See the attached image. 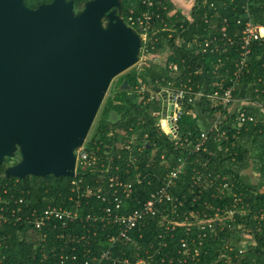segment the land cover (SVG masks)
I'll return each mask as SVG.
<instances>
[{
	"label": "trees",
	"instance_id": "16d2710c",
	"mask_svg": "<svg viewBox=\"0 0 264 264\" xmlns=\"http://www.w3.org/2000/svg\"><path fill=\"white\" fill-rule=\"evenodd\" d=\"M23 1L29 8H36L37 5L52 0ZM72 1L74 11L78 12L88 0ZM153 1V9L159 17L153 21L145 44L149 52L157 53L161 51L165 41L170 53L162 63L149 61L141 69L137 66L129 69L118 80L114 92L102 101L91 138L84 146L87 152L98 157L97 169H79L75 177L48 174L44 177L26 175L24 178H17L5 176L4 170L9 163L20 159L19 153H16L17 159L5 157L0 163V211L3 215L10 216L11 211L15 210V217L22 216L19 221L15 217L11 219V216L9 222L0 220V264H50L52 259H43L33 248L38 233L24 222L25 217L35 219L48 203L72 207L73 201L68 199L70 196L77 198L75 183L80 184L82 191L86 184L93 185L96 181L105 185L106 178L111 174L121 180L133 181V194L123 202L124 211H130L140 207L163 183L170 169L180 165L177 161L180 156H187L186 162L182 164V171L177 174L170 190L183 201L181 213L184 207H202L205 202L214 207L230 206L233 202L229 193L217 198L213 195L215 188L193 185L192 175L196 169L213 171L225 177L240 196L237 205L243 206L245 210L242 214L234 215L233 222L240 226L238 231L226 229L216 237H207L203 241L200 248L206 250L207 254L201 261L223 264L216 261L217 250L222 248L223 240L230 238L237 249L240 242L245 240L241 234L249 233L254 244L246 245L239 258L233 257L232 264H264V131H259L258 122V126L249 125L248 131H242L238 139L231 138L235 108L239 105V101L235 100L247 97L254 100L256 96L264 98V40L251 44L247 67L233 92L234 100L224 107L208 97V94L217 89L216 75L220 74V78H224L225 85L229 83L234 69L233 59L238 55L237 38L244 20L250 17L254 22L264 23V0H194L188 17L181 11H172L174 7L169 0ZM210 3L214 5V15H210ZM121 7L124 22L131 11L134 15H139L146 9L143 0H121ZM237 19H240V24L236 23ZM222 25H226V37L235 41L233 45L227 44V53L221 55L222 66L215 71L214 65L220 53L211 50L201 52L193 44L188 47L187 43L192 39L203 40L212 33H220ZM164 26L165 29L162 30ZM218 45L221 46L220 43ZM169 63L177 64V74L168 69ZM188 79L192 89L202 92V95L193 102H183V113L177 122L179 140L187 138L194 143L203 130L209 129L215 120V114L220 115L218 126L229 130L227 140L215 139L213 133H209L204 143L205 149L189 155L187 149L173 145L168 137L160 133L155 127L153 116V113L161 110L160 96L155 93L158 86L167 81L178 86ZM123 81L127 85L125 88H121ZM251 106V102H245L246 109L255 111ZM144 141H148V144L138 150V143ZM127 145L129 148H126ZM162 154L165 160L161 159ZM199 160L206 163L205 166H201ZM253 168L258 174L253 173ZM137 178L140 179L139 183L135 182ZM102 204L100 200L89 196L81 199L79 210L80 213L92 212ZM164 205L170 206V203ZM155 224V220L149 219L148 224L142 228V237L137 239L140 245L138 252L145 256L146 252L158 249L160 255L156 256L155 261L161 264V258L174 253L179 248L180 239L187 237L183 227L179 226L173 232L165 233L166 244L161 246V239L158 237L162 231ZM101 238L103 235L99 239ZM126 252L131 255V245L126 247Z\"/></svg>",
	"mask_w": 264,
	"mask_h": 264
},
{
	"label": "built area",
	"instance_id": "2783aa9c",
	"mask_svg": "<svg viewBox=\"0 0 264 264\" xmlns=\"http://www.w3.org/2000/svg\"><path fill=\"white\" fill-rule=\"evenodd\" d=\"M143 3L146 9L139 15H134L131 11L125 22L141 38L140 54L136 63L138 69L143 68L150 61L151 55L158 54V52H149L145 43L148 31L159 15L153 9V0H143ZM209 8L212 11L210 15H214L215 8L212 3L209 4ZM236 23L240 24V19H237ZM225 29L226 25H222L220 33H212L210 37L203 40L192 39L187 43L188 47L194 45L201 52L206 50L219 52L220 56L214 65L215 71L222 66L221 55L227 53V44L233 45L235 41L226 37ZM237 40L239 42L238 55L235 60L233 59L234 69L229 83L225 85L224 78H220V74L216 75L218 77L215 82L217 89L208 94L211 100L224 107L234 100L233 92L247 67L251 44L255 41L264 40V23L254 22L248 17L243 22ZM167 67L175 74L179 72L175 63H169ZM188 82L189 79L187 82H180L178 86H173L172 81H167L166 84L158 86L155 93L160 96L161 110L158 114H154L155 127L159 129L161 134L168 137L173 145L187 149V155L200 149L204 150V143L211 132L215 139L227 140L229 137V130L221 129L218 126L220 115L215 114V120L209 129L203 130L194 143H191L187 138L182 141L179 140L177 122L183 113V102H193L202 95V92L194 91ZM224 85L225 87H223ZM252 100L250 97L235 100L239 101V105L235 108L234 123L231 127V138L234 140L238 139L242 131H248L249 125L258 126L260 123L259 131H264V98L259 99L256 96ZM245 102H251V107L257 113L246 109L244 107ZM129 141L132 142V140ZM146 144L148 141L139 142L137 149H143ZM154 145L155 143H153ZM126 148H129V145ZM74 155L75 175L73 177L77 175L79 169H97L98 157L87 152L83 145L74 151ZM160 157L165 160L164 154ZM186 158L187 156H180L177 159L180 165L170 169L166 174V179L150 194L149 198L140 207L130 211H124L123 202L133 194V181L121 180L115 174H111L106 178L105 185L96 181L93 185L86 184L82 191L80 184L75 183L77 186L74 191L78 192L77 198L70 196L68 199L73 201L72 207L48 203L35 219L25 217L24 222L30 224L38 233V239L33 243V248L40 253L43 259H52L50 264H66L67 262L71 264H158L155 261L156 256L160 255L158 249L151 253L146 252L145 256L138 252L140 245L137 239L142 237L141 230L148 224L149 219H153L156 222L155 226L162 231L158 237L161 239L159 243L161 246L166 244L164 242L165 233L173 232L179 226L183 227V232L187 237L180 239L179 248L174 253H169V255H164L161 258V264H173L175 261L180 262L179 264H190V261H193L191 264H209L201 261L207 254L206 250L200 248L203 241L207 237H216L215 235L224 232L226 229L238 231L240 226L233 222L234 215L236 213L242 214L245 210L243 206L237 205L240 196L234 191L233 184L227 181L225 177L213 171L196 169L192 175L193 185L215 188L213 195L217 198H221L224 193H229L233 202L230 206L222 207H214L205 202L202 207L195 205L188 208L184 207L181 213L180 207L183 201L175 196L170 189L174 185L177 174L182 171L181 167L186 162ZM108 163L110 165L111 159ZM199 164L205 166L206 163L199 160ZM99 169L102 170L103 168ZM135 182L139 183L140 179L137 178ZM89 196L95 197L103 204L98 205L97 209L92 212L80 213L81 199H86ZM166 203H170V206H165ZM15 215V210H12L11 219ZM10 216L3 215L1 212L0 220L9 222L11 221ZM21 219L22 216L20 215L15 217L16 221ZM245 234L242 233L241 237L245 238ZM102 235L103 238L99 239ZM249 236L251 235L249 234ZM128 245L132 246L131 255L126 252ZM244 245L245 240H242L236 249V245L230 238L224 239L222 248L217 250L216 261L232 264L233 257L239 258L240 254L244 252ZM233 252H235L234 255Z\"/></svg>",
	"mask_w": 264,
	"mask_h": 264
},
{
	"label": "water",
	"instance_id": "95a60500",
	"mask_svg": "<svg viewBox=\"0 0 264 264\" xmlns=\"http://www.w3.org/2000/svg\"><path fill=\"white\" fill-rule=\"evenodd\" d=\"M140 48L121 0H88L78 12L72 0H0V163L20 154L5 176L73 177L110 80Z\"/></svg>",
	"mask_w": 264,
	"mask_h": 264
},
{
	"label": "rangeland",
	"instance_id": "374dc122",
	"mask_svg": "<svg viewBox=\"0 0 264 264\" xmlns=\"http://www.w3.org/2000/svg\"><path fill=\"white\" fill-rule=\"evenodd\" d=\"M28 1H30V0H28ZM103 24H105L106 23V20H103V22H102ZM170 53V48H169V45L167 44V42H163V48H162V50L161 51H159L158 52V54H155V55H151V59H150V61H155V62H160V63H162V62H164L165 61V58H166V56L168 55ZM137 65H136V63L133 65V66H131V67H129L128 69H126V70H124L123 72H120L119 74H117V75H115L111 80H110V83H109V85H108V88H107V90H106V92H105V94H104V97H103V99H102V101L106 98V97H108L109 95H111L113 92H114V90L116 89V86H117V83H118V80L121 78V76L125 73V72H127L129 69H131V68H133V67H136ZM102 101H101V103H102ZM101 105V104H100ZM100 107V106H99ZM98 110H99V108H98ZM97 110V111H98ZM154 114L155 113H153V116H154ZM156 114H158V113H156ZM98 116H99V113H96V115H95V117H94V119H93V122H92V124H91V126H90V128H89V131H88V133H87V135H86V137H85V140H84V142H83V146H85L86 145V143L90 140V138H91V135H92V132H93V129H94V126H95V124H96V122H97V120H98ZM155 117V116H154ZM16 153H18V151H16L15 153H14V155L11 157V158H13V159H17V156H16ZM10 165H12V162L11 163H9V165L8 166H10ZM7 166V167H8ZM253 170V173L254 174H258V172H257V170H255V168H253L252 169ZM261 189H263V188H261ZM244 239H245V245H244V247H246V245H248V244H254V240H253V237H251V236H249V234L248 233H246L245 235H244Z\"/></svg>",
	"mask_w": 264,
	"mask_h": 264
},
{
	"label": "crops",
	"instance_id": "0c3cea01",
	"mask_svg": "<svg viewBox=\"0 0 264 264\" xmlns=\"http://www.w3.org/2000/svg\"><path fill=\"white\" fill-rule=\"evenodd\" d=\"M169 2L174 7L172 11H175V10L181 11L188 17L189 11L193 5L194 0H169Z\"/></svg>",
	"mask_w": 264,
	"mask_h": 264
},
{
	"label": "flooded vegetation",
	"instance_id": "af4514ba",
	"mask_svg": "<svg viewBox=\"0 0 264 264\" xmlns=\"http://www.w3.org/2000/svg\"><path fill=\"white\" fill-rule=\"evenodd\" d=\"M16 162H17V161H16ZM16 162H15V163H16ZM15 163H12V164H15Z\"/></svg>",
	"mask_w": 264,
	"mask_h": 264
}]
</instances>
